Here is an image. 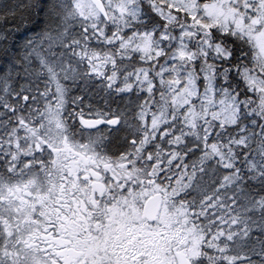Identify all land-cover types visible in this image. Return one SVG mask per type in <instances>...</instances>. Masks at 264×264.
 I'll use <instances>...</instances> for the list:
<instances>
[{"label":"snow or ice","instance_id":"obj_1","mask_svg":"<svg viewBox=\"0 0 264 264\" xmlns=\"http://www.w3.org/2000/svg\"><path fill=\"white\" fill-rule=\"evenodd\" d=\"M0 264H264V0H0Z\"/></svg>","mask_w":264,"mask_h":264}]
</instances>
